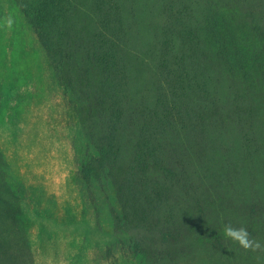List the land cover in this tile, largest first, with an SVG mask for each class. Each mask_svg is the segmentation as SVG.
Returning <instances> with one entry per match:
<instances>
[{"label": "trees", "instance_id": "obj_1", "mask_svg": "<svg viewBox=\"0 0 264 264\" xmlns=\"http://www.w3.org/2000/svg\"><path fill=\"white\" fill-rule=\"evenodd\" d=\"M156 4L162 17L144 20L136 0H26L23 9L55 82L78 96L88 140L78 177L106 171L124 210L122 242L138 230L134 248L158 242L154 264H171L166 254L181 259L192 235L227 245L225 225L250 236L264 225V0ZM245 182L251 194L235 195ZM226 195L240 218L222 220ZM17 217L0 198V264H34L12 238Z\"/></svg>", "mask_w": 264, "mask_h": 264}, {"label": "rangeland", "instance_id": "obj_2", "mask_svg": "<svg viewBox=\"0 0 264 264\" xmlns=\"http://www.w3.org/2000/svg\"><path fill=\"white\" fill-rule=\"evenodd\" d=\"M25 1L0 0V198L13 203L18 212L12 238L23 249L27 246L34 264H154L158 242L154 250L139 252L132 245L144 236L138 230L129 234L130 245L122 242L124 210L110 175L105 171L89 183L78 177L76 157L88 145L78 96L74 89L66 93L55 82L42 45L29 27ZM156 2L136 0L133 14L141 20L162 17ZM124 156L121 172L127 162ZM258 182L263 196L264 180ZM247 185L239 184L241 192L235 195H250ZM237 205L238 200L226 195L220 207L226 211L221 212L222 220L240 218L232 211ZM116 217L123 222L117 223ZM259 227L250 236L261 245L255 251L234 241L224 245L192 235L184 256L172 259L175 253L169 252L167 260H174L173 264H264V225Z\"/></svg>", "mask_w": 264, "mask_h": 264}, {"label": "clouds", "instance_id": "obj_3", "mask_svg": "<svg viewBox=\"0 0 264 264\" xmlns=\"http://www.w3.org/2000/svg\"><path fill=\"white\" fill-rule=\"evenodd\" d=\"M13 21L11 18L7 20V26L11 28ZM224 235L232 241L238 243L244 249H251L255 251L260 248L261 245L258 241L250 238V233L246 227H233L231 224H227L224 227Z\"/></svg>", "mask_w": 264, "mask_h": 264}]
</instances>
